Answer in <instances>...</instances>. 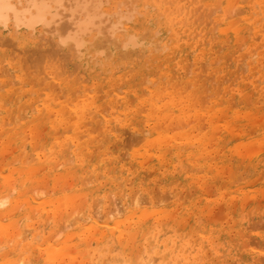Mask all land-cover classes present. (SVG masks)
Returning a JSON list of instances; mask_svg holds the SVG:
<instances>
[{
    "label": "rangeland",
    "instance_id": "obj_1",
    "mask_svg": "<svg viewBox=\"0 0 264 264\" xmlns=\"http://www.w3.org/2000/svg\"><path fill=\"white\" fill-rule=\"evenodd\" d=\"M100 1V12L104 15L102 24L98 29H94L84 37L81 47L71 46L72 49H70L68 45L66 47L64 43L61 44V35L57 31H60L58 29L63 22L61 24L58 22L57 25L53 23V27L50 25L48 26L49 28L37 26L34 31L22 27L19 29L14 28V20L7 23L6 29L0 26V99L2 100H0V216L2 215L0 218V227L2 229L0 233L3 239L0 238V262H3L4 258H6L4 256L7 255V258L16 259V262L22 260L26 264H42V261L46 260L48 246L54 245L59 248L67 247V250L70 248L71 253L74 254L72 255L68 251L69 255H65V259L63 258L61 262L56 261L55 264H104L103 260L119 254V248L117 242H115L117 240L98 238L99 234L96 232L95 227L113 225L119 220H124L130 208L135 210L137 199L149 201H147L148 203L146 201L143 202V207L145 208L153 207L159 210L171 209L176 211L177 215L176 213L172 214L174 213L173 211H169L172 223L178 220L177 217L180 214L183 215L189 212L191 215L194 213L192 216L188 215L190 220L187 216L186 221L191 222L193 227L196 226V230L195 228L194 230H198V233L195 231L185 232L181 229L182 237L185 238L184 241L189 240L190 237L193 238V236L195 239L198 238L205 223L209 224V226L217 224L216 226L221 228L223 235L216 241H212V245L206 248L208 251L206 255L210 256L208 257L210 260L208 264H238L236 263V258H234L235 254L230 250V245L236 243V230L241 228L236 217L241 209L247 211V215L250 214L249 223L246 225L249 228L250 225L251 227L253 226L249 230L253 233V238L259 243L257 248H255V252H264L262 250L264 249V245H262L264 244V43H262L264 42V0H199V2L198 0H185L183 1L185 6L188 7L190 5L188 8L192 11L191 17H196V19L190 18L192 23L189 30L179 32L177 30L181 26H175L168 19L167 14L163 13V11L159 12L158 9H160L163 2L159 4L155 3L156 0ZM191 2L194 5L190 4ZM202 6L204 7L203 9ZM206 9H208V12ZM65 13L67 14V12ZM63 18L64 23H69L74 28L72 23L74 20L66 18V16H63ZM245 18L249 20H244ZM166 19L167 21H165ZM213 19L216 20L214 21ZM115 22L117 23L116 29L113 30V27L109 28ZM217 22L219 25H217ZM250 23L252 27L248 25ZM255 25L256 28L254 27ZM71 26L68 29L69 33L73 31L70 28ZM237 28H240V30ZM238 30L242 32L238 34ZM170 31H173V33H170ZM63 33L66 32L61 34ZM250 33H253L256 38L253 34L250 36ZM240 34L242 37H239L241 36ZM172 38L173 40H171ZM45 39L48 41H45ZM7 43L10 44L7 45ZM52 47L59 52L54 55L52 49L51 53L50 48ZM38 48L43 54L38 51ZM24 50L26 51L24 52ZM34 51H38L39 53L37 54L48 58L44 61L43 56L40 59L39 55L35 56L37 54ZM23 52L24 54H21ZM58 54H60L59 58ZM31 59L34 60V65ZM36 59L38 61L39 59L43 60V62L40 63L39 61L38 65ZM24 64L27 65L25 66ZM57 65H59V69ZM163 66L166 67L164 68ZM181 84L183 85L181 86ZM131 86L132 89H135L134 91ZM63 94L64 96H62ZM59 99L61 100L59 101ZM80 102L82 103L80 104ZM64 104L66 105L65 107L63 106ZM233 104L235 105L233 106ZM68 105L70 106V111H68ZM173 106L176 109L172 108ZM7 107H9V110ZM51 107L53 110H50ZM61 108L63 110H60ZM84 111L85 113H83ZM87 111L88 113H86ZM157 112L164 116L162 121L159 120L163 116H158ZM16 117L17 120L15 119ZM2 119L4 120L2 121ZM20 119H23V122ZM43 119L44 122L42 121ZM80 119L82 120L80 121ZM75 124L77 125L75 126ZM26 128L31 129V132ZM64 129L67 133H65ZM201 129L202 131H200ZM83 130H85V133ZM57 131H60V133ZM42 132L46 133L43 134ZM61 132H64V134ZM169 134L172 136L171 138L168 136ZM81 137L84 141H81ZM157 137L164 139L160 143H163V145L156 144V148L154 147L156 142L153 143V148L150 143L146 145L149 141H156ZM165 139L170 141L167 140V143H165ZM257 143L258 145L260 144L258 146L259 149L255 146ZM39 145L44 147L41 149ZM174 145L176 146L173 147ZM190 145L194 147H190ZM150 146L151 148H149ZM189 151L193 155H190ZM176 154L179 156L177 157ZM197 154L201 155L200 158ZM133 155H136V157ZM148 157L151 158L149 159ZM32 158L36 159L32 160ZM117 158L118 160H116ZM26 160H28L27 164ZM19 161L24 165H21ZM30 161L32 163L29 164ZM57 163L58 167L55 169ZM67 164H69V167ZM70 165L74 167L72 168ZM44 166H48V169ZM19 167L22 168L19 169ZM38 167L40 169L43 167L44 169L40 170ZM36 168L39 169H37L39 171L38 175ZM74 168H77L76 171H74ZM114 170L116 173L113 172ZM121 171L127 173L120 174ZM12 172L14 175H12ZM235 172L238 176L234 174ZM8 173L11 175H8ZM1 174L8 176L3 178ZM3 180L5 183H3ZM105 181H108V183L112 181L116 188L109 190V184ZM6 182H10L11 185ZM3 184L7 185H4V187ZM87 184L88 186H86ZM22 185L23 187H21ZM121 185L124 187L122 186V188ZM3 188L7 190L5 189V191ZM8 191H13L14 193ZM109 195L114 196L110 197ZM84 196L87 200L84 199ZM91 196L92 198H90ZM139 196L141 197L140 199L138 198ZM56 197L59 201L56 200ZM78 197L81 198L78 199ZM144 197L149 199H144ZM14 198L16 199L15 201ZM27 198H32L33 200L32 208L34 211L32 215L28 213V206L25 202ZM71 198L76 199L77 203ZM115 198H117L119 203ZM92 199L94 202H92ZM97 199H102L101 202L99 201L101 204L98 203L100 209L97 207L98 204H96L98 202ZM131 201H135L133 205ZM127 202L128 205H126ZM11 204L13 205L11 206ZM14 205L15 207H13ZM18 205H22L23 208ZM12 207L17 210V213ZM18 208H20L19 211ZM40 208L42 209L40 210ZM193 208L194 211H192ZM200 209H202L201 213ZM13 211L16 214H12ZM115 212L120 213L116 214ZM202 212L203 216L207 218L206 220L204 217L202 219ZM5 213H7V216L4 215ZM173 215L176 216V219L175 216L173 219ZM109 216L111 217L109 218ZM230 217L231 223L228 224ZM110 219L112 220L110 221ZM219 220L223 224L221 222L217 223ZM75 222L76 226L74 225ZM197 223L201 224L199 225L200 227L197 226ZM14 224L16 226L19 224L17 226L19 229L16 230ZM173 224L167 221V225L164 226L168 237L174 235V230L178 229V224ZM182 224L186 225L180 223V225ZM86 225L87 227H85ZM8 226L14 227L8 228ZM28 226L30 230L26 229ZM89 226H91V231ZM31 230L32 233L28 232ZM79 230L87 231V233H83V236H80L78 235ZM15 231H20L19 235ZM226 232H230L231 238L234 237L231 241L226 238ZM194 233L197 236L193 235ZM7 234L8 236H6ZM25 236L29 237L26 238V242H24ZM95 238H98V240ZM69 239L72 241L68 242ZM99 243L105 244V248L101 249ZM142 246L138 248L139 251H142ZM197 252L198 248L195 247L193 257ZM167 255L169 256L166 264L169 263V258L171 259V255ZM199 255L202 256V253L200 252ZM217 259L218 262H216ZM29 260L31 263L26 262ZM203 260L204 258L196 262L193 261L192 264H206L207 261ZM116 264H121V261L119 260Z\"/></svg>",
    "mask_w": 264,
    "mask_h": 264
},
{
    "label": "bare ground",
    "instance_id": "obj_2",
    "mask_svg": "<svg viewBox=\"0 0 264 264\" xmlns=\"http://www.w3.org/2000/svg\"><path fill=\"white\" fill-rule=\"evenodd\" d=\"M122 1V0H121ZM183 1H185V0H156L155 1V3H159V4H161L162 2V4H161V6H160V9H158L159 10V12H162L163 11V13H165V14H167V16H168V19L171 21V23L172 24H174L175 26L176 25H179V26H181V28L180 27H178V28H180V29H178L177 30V32H179V31H186V30H189V28L191 27L190 26V24L192 23L191 22V19L190 18H193V17H191V15H192V11L188 8V7H190V5L188 6V7H186L185 6V4H184V2ZM192 1V0H191ZM204 1V0H203ZM208 1V0H207ZM207 1H205V2H207ZM229 1V0H228ZM231 1H233V0H231ZM230 1V2H231ZM251 1V0H250ZM198 2H199V0H198ZM213 3H215V2H213ZM212 3V4H213ZM222 3V2H221ZM226 3V2H225ZM232 4H233V2H231ZM158 4V5H159ZM190 4H192V2L190 3ZM198 4V3H197ZM196 4V5H197ZM58 5H62V7H58ZM77 5H80L79 7H77ZM86 5V6H85ZM100 5H101V1L100 0H0V26H3L5 29H6V25H7V23L8 22H10L11 20L14 22V28H17V29H19V28H27V29H29V30H33L34 31V29L35 28H37V26H39V27H41L42 26V28H49L48 26H52V25H54L53 23H56V25H57V23L59 22V24H61V22H63L61 25H60V27H59V29L58 30H60V31H57L58 33H59V35H61L60 36V40H64L65 41V46L67 47V45H68V48H70V49H72L71 48V46H73V47H81L82 46V44H83V40H84V37L89 33V32H91V31H93L94 29H98L99 27H100V25L102 24V19H103V16L104 15H102V13L100 12ZM136 5V4H135ZM192 5H194V4H192ZM200 5V4H199ZM215 5V4H214ZM216 5H218V4H216ZM220 5V4H219ZM226 5V4H225ZM236 5H237V3H236ZM263 5V4H262ZM134 6V5H133ZM156 6V5H155ZM244 6V5H243ZM217 7V6H216ZM222 7H224V6H222ZM204 7L202 6V9H203ZM213 8V7H212ZM242 8V7H241ZM157 9V8H156ZM201 9V8H200ZM218 9V8H217ZM244 9H246V8H244ZM138 10V9H137ZM161 10V11H160ZM208 9H206V11H207ZM210 10V9H209ZM213 10V9H212ZM235 10V9H234ZM238 10V9H237ZM111 11V10H110ZM222 11V10H221ZM246 11V10H245ZM65 12H67V14H68V16H67V14L65 13ZM108 12V11H107ZM195 12H196V9H195ZM208 12V11H207ZM249 13H250V11H248ZM65 13V14H64ZM239 13V12H238ZM103 14H107V13H103ZM213 14V13H212ZM243 14V13H242ZM244 14H245V12H244ZM251 14V13H250ZM200 15V14H199ZM198 15V16H199ZM203 15V14H202ZM211 15V14H210ZM224 15V14H223ZM249 15V14H248ZM63 16L65 17L66 16V18L68 17V18H71L72 20H74V22H72L73 23V25H74V28H72V26L69 24V23H64V18H63ZM162 16V15H161ZM166 16V15H165ZM197 16V15H196ZM201 16V15H200ZM208 16H209V14H208ZM228 16V15H227ZM233 15H232V13H231V17H232ZM238 16V15H237ZM236 16V17H237ZM242 16V15H241ZM247 16V15H246ZM250 16V15H249ZM125 17V16H124ZM205 17H206V15H205ZM225 17V16H224ZM163 18V17H162ZM198 18V17H197ZM203 18V17H202ZM227 18V17H226ZM235 18V17H234ZM233 18V19H234ZM244 18V17H243ZM193 19H196V17L195 18H193ZM225 19V18H224ZM242 19V18H241ZM204 20V19H203ZM210 20V19H209ZM214 20V19H213ZM216 20V19H215ZM214 20V21H215ZM219 20V19H218ZM244 20H249V19H244ZM67 21V20H66ZM119 21V20H118ZM165 21H167V19L165 20ZM193 21V20H192ZM197 21V20H196ZM200 21V20H199ZM202 21V20H201ZM224 21V20H223ZM240 21V20H239ZM238 21V22H239ZM108 22V21H107ZM206 22V21H205ZM210 22V21H209ZM219 23H220V21H218ZM218 22H217V25H219L218 24ZM246 22V21H245ZM250 22V21H249ZM168 23V22H167ZM166 23V24H167ZM203 23V22H202ZM207 23V22H206ZM212 23V22H211ZM224 23V22H223ZM227 23V22H226ZM226 23H225V25H226ZM229 23H230V21H229ZM242 23V22H241ZM244 23V22H243ZM258 23V22H257ZM169 24V23H168ZM201 24V23H200ZM207 24H209V23H207ZM254 24H256V23H254ZM259 24V23H258ZM173 25V26H174ZM203 25V24H202ZM224 25V26H225ZM245 25V24H244ZM248 25H250L251 26V23L250 24H248ZM257 25V24H256ZM256 25L254 26L255 28H256ZM69 26H71L70 28H72L73 29V31H72V33H71V37H69V32L70 31H68V29H69ZM117 26V23L115 22V24L114 25H111V27H109V28H112L113 30L114 29H116L115 27ZM168 26V25H167ZM170 26V25H169ZM207 26V25H206ZM239 26H240V24H239ZM53 27V26H52ZM245 27V26H244ZM252 27V26H251ZM251 27H249V28H251ZM259 27V26H258ZM55 28V27H54ZM102 28V27H101ZM176 28V27H175ZM204 28V27H203ZM209 28V27H208ZM243 28V27H242ZM168 29H170V28H168ZM172 29V28H171ZM225 29V28H224ZM237 29H239L240 30V28H237ZM46 30V29H45ZM52 30V29H51ZM195 30H196V28H195ZM222 30H223V28H222ZM221 30V31H222ZM238 30V31H239ZM242 30V29H241ZM253 30V29H252ZM256 30H258V29H256ZM54 31V30H53ZM198 31V30H197ZM208 31V30H207ZM223 31H225V30H223ZM246 31V30H245ZM244 31V32H245ZM264 31V30H263ZM262 31V32H263ZM47 32V31H46ZM51 32V31H50ZM62 32H66V33H63L64 34V36H63V34H61ZM98 32V31H97ZM109 32V31H108ZM122 32V31H121ZM174 32H176L175 30H174ZM202 32V31H201ZM237 32V31H236ZM240 32H242V31H239V32H237L238 34L240 33ZM243 32V33H244ZM45 33V32H44ZM53 33V32H52ZM115 33V32H114ZM170 33H173V31H170ZM197 33V32H196ZM200 33V32H199ZM208 33V32H207ZM54 34H56V33H54ZM97 34V33H96ZM107 34V33H106ZM106 34H105V36H106ZM189 34V33H188ZM245 34V33H244ZM253 34V33H252ZM251 33H250V36L252 35ZM254 34H255V32H254ZM254 34H253V36H254ZM263 34V33H262ZM44 35H46V34H44ZM98 35V34H97ZM113 35V34H112ZM124 35H125V33H124ZM157 35V34H156ZM190 35V34H189ZM229 35V34H228ZM233 35V34H232ZM241 35V34H240ZM91 36V35H90ZM100 36H103V35H100ZM108 36V35H107ZM171 36H173V35H171ZM198 36V35H197ZM208 36V35H207ZM257 36H258V33H257ZM260 36V35H259ZM43 37V36H42ZM88 37H89V35H88ZM109 37V36H108ZM132 37V36H131ZM175 37V36H174ZM192 37V36H191ZM222 37V36H221ZM239 37H242V35L241 36H239ZM255 37V36H254ZM62 38V39H61ZM112 38V37H111ZM114 38V37H113ZM139 38V37H138ZM256 38V37H255ZM259 38H261V37H259ZM43 39V38H42ZM98 39V38H97ZM109 39V38H108ZM245 39V38H244ZM95 40V39H94ZM133 40H135V39H133ZM171 40H173V38L171 39ZM228 40H229V38H228ZM230 40H231V38H230ZM253 40H255V39H253ZM253 40H251L253 43H254V41ZM261 40V39H260ZM45 41H48V40H46L45 39ZM83 41V42H82ZM187 41V40H186ZM23 42V41H22ZM61 42V41H60ZM101 42V41H100ZM112 42V41H111ZM110 42V43H111ZM234 43H235V41H233ZM238 42V41H237ZM251 42V43H252ZM87 43V42H86ZM130 43V42H129ZM134 43H136V42H134ZM133 43V44H134ZM209 43V42H208ZM250 43V42H249ZM253 43H252V45H253ZM258 43V42H257ZM262 43H264V42H262ZM4 44V43H3ZM8 44H10V43H7V45ZM51 44V43H50ZM61 44H63V43H61ZM106 44V43H105ZM113 44V43H112ZM115 44V43H114ZM157 44H158V42H157ZM237 44V43H236ZM13 45V44H12ZM24 45V44H23ZM51 45H53V44H51ZM50 45V46H51ZM132 45V44H131ZM135 45V44H134ZM137 45V44H136ZM195 45V44H194ZM200 45V44H199ZM4 46V45H3ZM60 46V45H59ZM58 46V47H59ZM98 46V45H97ZM105 46H107V45H105ZM115 46V45H114ZM124 46V45H123ZM133 46V45H132ZM173 46V45H172ZM257 46V45H256ZM55 47V46H54ZM93 47V46H92ZM96 47V46H95ZM119 47V46H118ZM135 47V46H134ZM203 47V46H202ZM224 47H226V46H224ZM245 47V46H244ZM260 47V46H259ZM1 48H3V47H1ZM12 48H13V46H12ZM41 48V47H40ZM40 48H38L39 50V52H40ZM172 48V47H171ZM243 48V47H242ZM52 49H53V47L52 48H50V51H51V53H52ZM55 49V48H54ZM53 49V51H54V55L57 53V52H59L57 49H56V51ZM80 49V48H79ZM78 49V50H79ZM86 49V48H85ZM98 49H100V48H98ZM104 49V48H103ZM102 49V50H103ZM173 49H174V47H173ZM77 50V51H78ZM107 50V49H106ZM154 50V49H153ZM180 50V49H179ZM240 50H241V48H240ZM26 50H24V52H25ZM38 51H34V53H39ZM47 51V50H46ZM48 51H49V49H48ZM47 51V52H48ZM49 51V52H50ZM68 51V50H67ZM86 51V50H85ZM104 51V50H103ZM115 51V50H114ZM165 51H167V50H165ZM186 51H187V49H186ZM193 51H194V49H193ZM254 51V50H253ZM21 52H22V50H21ZM24 52L23 53H21V54H24ZM30 52V51H29ZM46 52V53H47ZM195 52V51H194ZM41 54H43L42 52H40ZM84 53V52H83ZM110 53V52H109ZM183 53V52H182ZM196 53H198L197 51H196ZM26 54V53H25ZM41 54H37V55H35V56H38L39 55V58L41 59L42 58V56L43 55H41ZM68 54V53H67ZM100 54V53H99ZM130 54V53H129ZM191 54V53H190ZM28 55V54H27ZM46 55V54H45ZM59 55L60 54H58V58H59ZM65 55V54H64ZM24 56V55H23ZM34 56V57H35ZM68 56V55H67ZM109 56V55H108ZM176 56V55H175ZM177 56H178V54H177ZM184 56V55H183ZM190 56V55H189ZM70 57V56H69ZM79 57V56H78ZM110 57V56H109ZM145 57V56H144ZM193 57V56H192ZM199 57V56H198ZM28 58V57H27ZM43 58H44V56H43ZM46 58H48V57H46ZM46 58H44L43 60L45 61L46 60ZM125 58V57H124ZM129 58H130V56H129ZM39 59V61H40V63L41 62H43V60L41 61ZM66 59H67V57H66ZM69 59V58H68ZM109 59V58H108ZM107 59V60H108ZM145 59V58H144ZM32 60V59H31ZM37 60V63L39 62L38 61V59H36ZM62 60V59H61ZM158 60V59H157ZM33 62V65H34V60H32ZM49 61V60H48ZM47 61V63L48 64H50V62H48ZM63 61V60H62ZM106 61V60H105ZM154 61V60H153ZM30 62V61H29ZM29 62H27V64H29ZM52 62V61H51ZM220 62V61H219ZM22 63V62H21ZM182 63H184V62H182ZM217 63V62H216ZM27 64H24L25 66L27 65ZM31 64V63H30ZM36 64V63H35ZM158 64V63H157ZM180 64V63H179ZM38 65H39V63H38ZM44 65V64H43ZM42 65V66H43ZM64 65V64H63ZM13 66V65H12ZM52 66V65H51ZM59 65H57V68L59 69V67H58ZM74 66V65H73ZM106 66V65H105ZM191 66H192V64H191ZM75 67V66H74ZM164 67V66H163ZM166 67V66H165ZM164 67V68H165ZM181 67V66H180ZM25 68V67H24ZM33 68V67H32ZM35 68H37V67H35ZM39 68V67H38ZM41 68V67H40ZM47 68H49V67H47ZM54 68V67H53ZM56 68V67H55ZM43 69V68H42ZM65 69V68H64ZM208 69V68H207ZM44 70V69H43ZM75 70H76V68H75ZM191 70V69H190ZM200 70V69H199ZM203 70V69H202ZM65 71V70H64ZM166 71V70H165ZM44 72V71H43ZM179 72V71H178ZM61 73V72H60ZM194 73V72H193ZM203 73V72H202ZM206 73V72H205ZM243 73V72H242ZM41 75V74H40ZM44 75V74H43ZM42 75V76H43ZM169 75H170V73H169ZM215 75V74H214ZM47 76V75H46ZM128 76V75H127ZM171 76V75H170ZM174 76V75H173ZM183 76V75H182ZM13 77V76H12ZM37 77V76H36ZM38 77H39V75H38ZM83 77H85V76H83ZM30 78H31V76H30ZM71 78V77H70ZM184 78V77H183ZM201 78V77H200ZM214 78V77H213ZM207 79V78H206ZM109 80V79H108ZM183 80V79H182ZM199 80V79H198ZM147 81V80H146ZM155 81V80H154ZM173 81V80H172ZM179 81V80H178ZM209 81V80H208ZM58 82V81H57ZM135 82V81H134ZM149 82V81H148ZM162 82H163V80H162ZM171 82V81H170ZM175 82H176V80H175ZM180 82V81H179ZM182 82V81H181ZM210 82V81H209ZM173 83V82H172ZM176 83H178V82H176ZM213 83H214V81H213ZM257 83V82H256ZM146 84V83H145ZM156 84V83H155ZM171 84V83H170ZM180 84V83H179ZM184 84V83H183ZM183 84H181V86L183 85ZM217 84V83H216ZM44 85V84H43ZM67 85V84H66ZM66 85H65V88H66ZM167 85V84H166ZM186 85V84H185ZM199 85H200V83H199ZM135 86H137V85H135ZM161 86V85H160ZM165 86V85H164ZM169 86V85H168ZM167 86V87H168ZM187 86V85H186ZM221 86V85H220ZM15 87V86H14ZM178 87V86H177ZM193 87V86H192ZM134 88V87H133ZM136 88V87H135ZM184 88H186V87H184ZM191 88V87H190ZM190 88H188V89H190ZM70 89V88H69ZM131 89H132V86H131ZM167 89V88H166ZM169 89V88H168ZM0 90H1V87H0ZM73 90V89H72ZM133 91L135 90V89H132ZM138 90H140V89H138ZM61 91V90H60ZM67 91V90H66ZM114 91V90H113ZM174 91H175V89H174ZM185 91H186V89H185ZM198 91V90H197ZM11 92V91H10ZM68 92V91H67ZM91 92V91H90ZM138 92V91H137ZM196 92V91H195ZM208 92V91H207ZM73 93V92H72ZM136 93V92H135ZM53 94V93H52ZM79 94V93H78ZM179 94V93H178ZM182 94H183V92H182ZM181 94V95H182ZM185 94V93H184ZM192 94H193V92H192ZM13 95V94H12ZM47 95V94H46ZM68 95V94H67ZM71 95V94H70ZM161 95H162V93H161ZM181 95H179V96H181ZM201 95V94H200ZM32 96V95H31ZM62 96H64V94L62 95ZM77 96V95H76ZM136 97H138L139 96V94H138V96L137 95H135ZM195 96V95H194ZM206 96V95H205ZM7 97V96H6ZM196 98H197V96H195ZM70 98H71V96H70ZM69 98V99H70ZM157 98V97H156ZM193 98V97H192ZM207 98H209V96H207ZM4 99H5V97H4ZM12 99H14V98H12ZM68 99V98H67ZM89 99V98H88ZM162 99V98H161ZM163 99H165V98H163ZM168 99V98H167ZM204 99V98H203ZM1 100V99H0ZM7 100V99H6ZM61 99H59V101H60ZM113 100V99H112ZM180 100V99H179ZM195 100V99H194ZM2 101V100H1ZM9 101V100H8ZM14 101V100H13ZM20 101V100H19ZM70 101V100H69ZM150 101V100H149ZM148 101V102H149ZM165 101V100H164ZM204 101V100H203ZM87 102V101H86ZM155 102V101H154ZM9 103V102H8ZM18 103V102H17ZM46 103V102H45ZM82 102H80V104H81ZM156 103V102H155ZM262 103V102H261ZM10 104V103H9ZM12 104V103H11ZM47 104V103H46ZM128 104V103H127ZM8 105V104H7ZM70 105V104H69ZM67 106L68 107V111H70V106ZM84 105V104H83ZM130 105V104H129ZM154 105V104H153ZM235 104H233V106H234ZM17 106V105H16ZM47 106V105H46ZM64 107L66 106L65 104L63 105ZM160 106V105H159ZM1 107V106H0ZM4 107V106H3ZM50 107V106H49ZM57 107V106H56ZM60 107H62V106H60ZM126 107H127V105H126ZM8 108V110H9V107H7ZM48 108V107H47ZM84 108V107H83ZM161 108V107H160ZM166 108V107H165ZM172 108H174V106L172 107ZM171 108V109H172ZM234 108V107H233ZM5 109V108H4ZM33 109V108H32ZM49 109V108H48ZM52 109V107L50 108V110ZM73 109V108H72ZM80 109H81V107H80ZM94 109V108H93ZM155 109V108H154ZM174 109H176V108H174ZM38 110V109H37ZM50 110H47V111H50ZM53 110V109H52ZM60 110H63V108H61ZM67 110V109H66ZM86 110V109H85ZM87 110H88V108H87ZM91 110V109H90ZM89 110V111H90ZM137 110V109H136ZM135 110V111H136ZM39 111V110H38ZM79 111V110H78ZM127 111V110H126ZM125 111V112H126ZM146 111H148V110H146ZM171 111V110H170ZM224 111V110H223ZM9 112V111H8ZM33 112V111H32ZM53 112V111H52ZM137 112V111H136ZM36 113H38V112H36ZM49 113V112H48ZM68 113V112H67ZM73 113V112H72ZM82 113V112H81ZM83 113H85V111L83 112ZM86 113H88V111L86 112ZM126 113H128V112H126ZM125 113V114H126ZM158 114H159V112H157ZM198 113V112H197ZM3 114V113H2ZM21 114V113H20ZM53 114V113H52ZM56 114V113H55ZM129 114V113H128ZM133 114H134V112H133ZM173 114V113H172ZM200 114V113H199ZM223 114V113H222ZM221 114V115H222ZM1 115V114H0ZM16 115V114H15ZM23 115V114H22ZM37 115V114H36ZM85 115V114H84ZM112 115V114H111ZM123 115V114H122ZM146 115V114H145ZM162 114H159L158 116H161ZM207 115V114H206ZM226 115V114H225ZM3 116V115H2ZM33 116V115H32ZM59 116V115H58ZM61 116V115H60ZM66 116V115H65ZM71 116H72V114H71ZM88 116H91V115H88ZM92 116H94L93 114H92ZM126 116V115H125ZM125 116H124V119H125ZM129 116H130V114H129ZM163 116V115H162ZM167 116V115H166ZM194 116H195V114H194ZM214 116V115H213ZM1 117V116H0ZM3 117H5V116H3ZM24 117V116H23ZM51 117V116H50ZM52 117H54V116H52ZM67 117V116H66ZM86 117V116H85ZM168 117V116H167ZM225 117V116H224ZM21 118V117H20ZM65 118V117H64ZM83 118H84V116H83ZM132 118H133V116H132ZM159 118V117H158ZM163 118H164V116L162 117V119L161 120H159V121H162L163 120ZM170 118H171V116H170ZM191 118V117H190ZM214 118V117H213ZM7 119V118H6ZM16 120H17V117L15 118ZM67 119V118H66ZM75 119V118H74ZM85 119V118H84ZM88 119V118H87ZM122 119V118H121ZM4 119H2V121H3ZM21 120V119H20ZM23 120V119H22ZM21 120V121H22ZM69 120H72V119H69ZM68 120V121H69ZM82 119H80V121H81ZM86 120V119H85ZM146 120V119H145ZM43 122H44V119L42 120ZM41 121V122H42ZM129 121V120H128ZM140 121V120H139ZM138 121V122H139ZM165 121H167V120H165ZM164 121V122H165ZM168 121H169V119H168ZM168 121H167V123H168ZM230 121V120H229ZM14 122V121H13ZM23 122V121H22ZM71 122V121H70ZM77 122H79V121H77ZM86 122H87V120H86ZM130 122V121H129ZM231 122V121H230ZM229 122V123H230ZM3 123V122H2ZM15 123H16V121H15ZM46 123H48V122H46ZM141 123V122H140ZM139 123V124H140ZM144 123V122H143ZM210 123V122H209ZM69 124V123H68ZM78 124V123H77ZM77 124H75V126L77 125ZM83 124V123H82ZM142 124V123H141ZM159 124V123H158ZM228 124V123H227ZM264 124V123H263ZM3 125H4V123H3ZM11 125V124H10ZM18 125V124H17ZM50 125V124H49ZM52 126H53V124H51ZM85 125V124H84ZM96 125V124H95ZM95 125H94V127H95ZM223 125V124H222ZM38 126V125H37ZM157 126V125H156ZM190 126V125H189ZM225 126V125H224ZM6 127V126H5ZM36 127V126H35ZM54 127V126H53ZM52 127V128H53ZM83 127V126H82ZM81 127V128H82ZM90 127V126H89ZM93 127V126H92ZM128 127V126H127ZM130 127V126H129ZM136 127H139V126H136ZM158 127V126H157ZM156 127V128H157ZM217 127V126H216ZM3 128V127H2ZM43 128V127H42ZM55 128V127H54ZM73 128H74V126H73ZM72 128V129H73ZM76 128V127H75ZM9 129V128H8ZM26 129H28L30 132H31V129H29V128H26ZM46 129V128H45ZM71 129V130H72ZM90 129L92 130V128L90 127ZM154 129V128H153ZM217 129V128H216ZM3 130H5V129H3ZM7 130V129H6ZM47 130V129H46ZM65 130V129H64ZM82 130V129H81ZM39 131V130H38ZM69 131V130H68ZM84 131V133H85V130H83ZM200 131H202V129L200 130ZM5 132V131H4ZM15 132V131H14ZM28 132V131H27ZM40 132V131H39ZM57 132H59L60 133V131H57ZM93 132H94V128H93ZM92 132V133H93ZM153 132V131H152ZM25 133V132H24ZM43 133V132H42ZM46 132H44L43 134H45ZM62 133V132H61ZM65 133H67L66 132V130H65ZM145 133V132H144ZM143 133V134H144ZM5 134V133H4ZM33 134V133H32ZM40 134V133H39ZM62 134H64V132L62 133ZM95 134V133H94ZM5 135H7V134H5ZM61 135V134H60ZM69 135V134H68ZM67 135V136H68ZM82 135V134H81ZM135 135V134H134ZM161 135V134H160ZM4 136V135H3ZM42 136V135H41ZM70 136V135H69ZM75 136V135H74ZM83 136V135H82ZM90 136V135H89ZM93 136V135H92ZM91 136V137H92ZM170 138L172 137V136H170V134L168 135ZM53 137V136H52ZM64 137V136H63ZM87 137V136H86ZM132 137H134V136H132ZM213 137V136H212ZM27 138V137H26ZM40 138V137H39ZM42 138V137H41ZM61 138H62V135H61ZM93 138V137H92ZM102 138V137H101ZM137 138V137H136ZM140 138V137H139ZM146 138V137H145ZM157 138H159V137H157ZM157 138L155 139L156 141H149V142H147V144L146 145H149V143H150V145H152V148H153V143L154 142H156L155 144H154V147L156 148V144H160L164 139H162V138H159L158 140H157ZM4 139H5V137H4ZM9 139H11V138H9ZM28 139V138H27ZM26 139V140H27ZM34 139H35V137H34ZM45 139V138H44ZM106 139V138H105ZM127 139V138H126ZM130 139V138H129ZM42 140V139H41ZM79 140H80V138H79ZM83 139H82V137H81V141H82ZM166 140V142L165 143H167V140H169V139H165ZM172 140V139H171ZM174 140V139H173ZM182 140V139H181ZM6 141V140H5ZM18 141H20V140H18ZM36 141V140H35ZM58 141V140H57ZM84 141V140H83ZM91 141V140H90ZM170 141V140H169ZM168 141V142H169ZM187 141H188V139H187ZM201 141V140H200ZM15 142V141H14ZM176 142V141H175ZM250 142V141H249ZM134 143V142H133ZM137 143V142H136ZM152 143V144H151ZM177 143H179V142H177ZM184 143V142H183ZM200 143V142H199ZM253 143V142H252ZM8 144H9V142H8ZM7 144V145H8ZM35 144H37V143H35ZM59 144H60V142H59ZM86 144H88V143H86ZM90 144H91V142H90ZM169 144H170V142H169ZM176 144V143H175ZM180 144V143H179ZM198 144V143H197ZM218 144V143H217ZM12 145H13V143H12ZM52 145V144H51ZM95 145H97V144H95ZM130 145V144H129ZM160 145H163V143L162 144H160ZM166 145V144H165ZM164 145V146H165ZM205 145H206V143H205ZM216 145V144H215ZM260 145V144H259ZM258 145V143H257V145H255L256 147H258L259 146ZM48 146V145H47ZM46 146V147H47ZM76 146V145H75ZM78 146V145H77ZM81 146V145H80ZM102 146V145H101ZM127 146V145H126ZM176 145H174L173 147H175ZM241 146V145H240ZM35 147V146H34ZM39 147H41V145H39ZM44 146H42L41 147V149L43 148ZM73 147V146H72ZM159 147H161V146H159ZM163 147V146H162ZM166 147V146H165ZM190 147H194L193 145L191 146L190 145ZM253 147V146H252ZM251 147V148H252ZM256 147H254L255 149H256ZM26 148H27V145H26ZM89 148V147H88ZM149 148H151V146L149 147ZM253 148V149H254ZM261 148V147H260ZM16 149V148H15ZM62 149V148H61ZM68 149H70L69 147H68ZM158 149V148H157ZM157 149H155L156 151H157ZM214 149V148H213ZM237 149V148H236ZM248 149H250V148H248ZM247 149V150H248ZM258 149H259V147H258ZM12 150V149H11ZM14 150V149H13ZM46 150H47V148H46ZM81 150V149H80ZM95 150V149H94ZM138 150V149H137ZM181 150V149H180ZM247 150H246V152H247ZM251 150V149H250ZM60 151V150H59ZM92 151H93V149H92ZM98 151V150H97ZM160 151V150H159ZM158 151V152H159ZM255 151V150H254ZM264 151V150H263ZM23 152H25V151H23ZM32 152H34V151H32ZM66 152V151H65ZM68 152V151H67ZM75 152H77V151H75ZM240 152V151H239ZM48 153V152H47ZM69 153V152H68ZM157 153V152H156ZM177 153V152H176ZM189 153H190V151H189ZM213 153V152H212ZM240 153H242V152H240ZM254 153V152H253ZM257 153H259V152H257ZM3 154V153H2ZM23 154V153H22ZM30 154H32V153H30ZM40 154V153H39ZM54 154H55V152H54ZM250 154V153H249ZM8 155V154H7ZM56 155V154H55ZM73 155V154H72ZM96 155V154H95ZM142 155V154H141ZM151 155H153L152 153H151ZM188 156H189V154H187ZM190 155H193V154H191L190 153ZM198 155V154H197ZM243 155V154H242ZM52 156V155H51ZM59 156V155H58ZM57 156V157H58ZM62 156V155H61ZM65 156H67L66 154H65ZM133 156H135L136 157V155H133ZM157 156V155H156ZM176 156L178 157L179 155H177L176 154ZM201 156V155H200ZM200 156L198 155V157L200 158ZM22 157V156H21ZM41 157V156H40ZM64 157V156H63ZM71 157V156H70ZM78 157H80V156H78ZM93 157H94V155H93ZM97 157V156H96ZM146 157V156H145ZM160 157V156H159ZM191 157V156H190ZM1 158V157H0ZM69 158V157H68ZM81 158H82V156H81ZM115 158H116V156H115ZM139 158V157H138ZM141 158V157H140ZM149 159L151 158V157H148ZM147 158V159H148ZM192 158V157H191ZM27 159V158H26ZM35 160L36 158H32V160ZM75 159V158H74ZM181 159H184V158H181ZM180 159V160H181ZM55 160V159H54ZM68 160H70V159H68ZM68 160H67V162H68ZM114 160V159H113ZM116 160H118V158L116 159ZM176 160V159H175ZM27 161L28 160H26V164H27ZM40 161H42V160H40ZM50 161H51V159H50ZM146 161V160H145ZM194 161V160H193ZM204 161V160H203ZM252 161V160H251ZM22 162V161H21ZM34 162V161H33ZM71 162V161H70ZM69 162V163H70ZM72 162H74V161H72ZM123 162V161H122ZM173 162V161H172ZM19 163H20V161H19ZM30 163H32L31 161L29 162V164ZM59 163V162H58ZM58 163H57V166H55V169L58 167ZM62 163H63V161H62ZM78 163V162H77ZM124 163V162H123ZM199 163V162H198ZM204 163V162H203ZM15 164V163H14ZM21 165H24V164H22V163H20ZM64 164H66V163H64ZM125 164V163H124ZM176 164V163H175ZM217 164V163H216ZM59 165H60V163H59ZM69 164H67V166H68ZM73 165H75V164H73ZM196 165V164H195ZM12 166H15V165H12ZM51 166V165H50ZM91 166V165H90ZM200 166V165H199ZM216 166V165H215ZM220 166V165H219ZM9 167V166H8ZM11 167V166H10ZM25 167V166H24ZM45 167V166H44ZM48 166H46L45 168H47ZM63 167V166H62ZM69 167V166H68ZM70 167H74V166H71L70 165ZM77 167V166H76ZM92 167V166H91ZM172 167V166H171ZM196 167V166H195ZM22 167H19V169H21ZM26 168V167H25ZM39 169H40V167H38ZM38 168H36V171H37V175L39 174L38 172ZM80 168V167H79ZM78 168V169H79ZM90 168V167H89ZM168 168V167H167ZM201 168V167H200ZM38 169V170H37ZM41 169H44L43 167L41 168ZM40 169V170H41ZM48 169V168H47ZM52 169V168H51ZM75 170L74 171H76V169L77 168H74ZM92 169H93V167H92ZM103 169V168H102ZM210 169V168H209ZM13 170V169H12ZM23 170V169H22ZM30 170V169H29ZM29 170H27V171H29ZM31 170H35V169H31ZM46 170V169H45ZM53 170H54V168H53ZM66 170V169H65ZM94 170V169H93ZM228 170V169H227ZM2 171V170H1ZM26 171V172H27ZM35 171V172H36ZM43 171V170H42ZM50 171H52V170H50ZM25 172V171H24ZM82 172V171H81ZM99 172V171H98ZM113 172H115L116 173V171L114 170ZM157 172V171H156ZM17 173V172H16ZM41 173H43V172H41ZM54 173V172H53ZM71 173V172H70ZM77 173V172H76ZM75 173V174H76ZM84 173V172H83ZM91 173V172H90ZM127 172H122L121 171V173L120 174H126ZM227 173V172H226ZM239 173V172H238ZM4 174V173H3ZM20 174V173H19ZM22 174V173H21ZM27 174V173H26ZM32 174H33V172H32ZM31 174V175H32ZM88 174V173H87ZM92 174V173H91ZM161 174V173H160ZM234 174H236V176H238L237 175V173L235 172ZM233 174V175H234ZM244 174V173H243ZM2 175V174H1ZM8 175H11V174H9L8 173ZM8 175H4V176H8ZM12 175H14L13 174V172H12ZM28 175V174H27ZM43 175V174H42ZM72 175V174H71ZM89 175V174H88ZM99 175H102V174H99ZM105 175V174H104ZM3 176V175H2ZM3 176V178H5ZM20 176H22V175H20ZM36 176V175H35ZM83 176V175H82ZM90 176V175H89ZM88 176V177H89ZM17 177V176H16ZM19 177V176H18ZM61 177H63V176H61ZM67 177V176H66ZM109 177H110V175H109ZM241 177V176H240ZM6 178H8V177H6ZM11 178V177H10ZM10 178H9V180H10ZM31 178H33V177H31ZM30 178V179H31ZM98 178H99V176H98ZM198 178V177H197ZM40 179V178H39ZM39 179H37V180H39ZM84 179V178H83ZM89 179V178H88ZM104 179V178H103ZM123 179V178H122ZM125 179V178H124ZM258 179V178H257ZM24 180V179H23ZM22 180V181H23ZM32 180H34V178L32 179ZM198 180H199V178H198ZM238 180V179H237ZM4 181V180H3ZM21 181V182H22ZM91 181V180H90ZM144 181V180H143ZM29 182V181H28ZM34 182V181H33ZM86 182V181H85ZM105 182H107L108 183V181H105ZM104 182V185L106 184ZM160 182V181H159ZM198 182V181H197ZM3 183H5V181L3 182ZM7 183V182H6ZM10 185H11V183L10 182H8ZM7 183V184H8ZM91 183V182H90ZM94 183H96V182H94ZM131 183V182H130ZM163 183V182H162ZM175 183H177V182H175ZM182 183V182H181ZM204 183V182H203ZM229 183V182H228ZM232 183H234L233 181H232ZM236 183H237V181H236ZM244 183H245V181H244ZM6 184V185H7ZM13 184V183H12ZM82 184V183H81ZM98 184V183H97ZM109 190H111V189H114V188H116L115 187V184L112 182V181H110L109 183ZM108 184H107V186H108ZM161 184V183H160ZM238 184V183H237ZM5 184H3V186H4ZM5 185V186H6ZM21 185V184H20ZM25 185V184H24ZM84 186H85V184H83ZM82 185V186H83ZM90 185V184H89ZM120 185V184H119ZM124 185V184H123ZM123 185H121V187L123 186ZM201 185H203V184H201ZM232 185V184H231ZM255 185V184H254ZM2 186V187H3ZM4 186V187H5ZM30 186H31V184H30ZM86 186H88V184L86 185ZM96 186V185H95ZM106 186V185H105ZM104 186V188L106 189V187ZM117 186V185H116ZM126 186H127V184H126ZM141 186H143V185H141ZM1 187V186H0ZM8 187V186H7ZM21 187H23V185L21 186ZM20 187V188H21ZM124 187V186H123ZM122 187V188H123ZM149 187V186H148ZM155 187V186H154ZM153 187V188H154ZM196 187V186H195ZM200 187V186H199ZM15 188V187H14ZM74 188V187H73ZM99 188H100V186H99ZM103 188V187H102ZM202 188V187H201ZM6 189V188H5ZM4 188H3V190H5ZM10 189H11V186H10ZM77 189V188H76ZM2 190V191H3ZM7 190V189H6ZM5 190V191H6ZM12 190V189H11ZM16 190V189H15ZM20 190V189H19ZM22 190V189H21ZM91 190V189H90ZM147 190V189H146ZM158 190V189H157ZM182 190V189H181ZM186 191V190H185ZM196 191V190H195ZM203 191V190H202ZM241 191V190H240ZM239 191V192H240ZM8 192H10V191H8ZM11 192H13V191H11ZM10 192V193H11ZM18 192H21V191H18ZM17 192V193H18ZM42 192V191H41ZM151 192V191H150ZM256 192V191H255ZM9 193V194H10ZM14 193V192H13ZM16 193V192H15ZM25 193H26V191H25ZM24 193V194H25ZM29 193V192H28ZM52 193V192H51ZM80 193H82V192H80ZM79 193V194H80ZM90 193V192H89ZM97 193V192H96ZM107 193V192H106ZM158 193V192H157ZM175 193V192H174ZM187 193V192H186ZM246 193H248V192H246ZM74 194V193H73ZM85 194V193H84ZM87 194V193H86ZM94 194V193H93ZM110 194V193H109ZM118 194V193H117ZM124 194V193H123ZM138 194V193H137ZM137 194H136V196H137ZM159 194V193H158ZM192 194V193H191ZM11 195V194H10ZM26 195V194H25ZM30 195V194H29ZM49 195V194H48ZM60 195V194H59ZM61 195H62V193H61ZM64 195V194H63ZM82 195V194H81ZM125 195V194H124ZM173 195V194H172ZM193 195V194H192ZM228 195V194H227ZM255 195V194H254ZM9 196V195H8ZM19 196V195H18ZM23 196V195H22ZM77 196V195H76ZM86 196V195H85ZM84 196V199L86 198V197H88V196H86L85 197ZM93 196V195H92ZM92 196L90 197V198H92ZM105 196V195H104ZM110 196V195H109ZM114 196V195H113ZM113 196H110V197H113ZM122 196V195H121ZM142 196V195H141ZM58 197V196H57ZM57 197H56V200L57 201H59L58 199H59V197H58V199H57ZM95 197V196H94ZM98 197V196H97ZM110 197H109V200H110ZM117 197V196H116ZM123 197V196H122ZM163 197V196H162ZM20 198H21V196H20ZM65 198V197H64ZM69 198V197H68ZM79 198H81V197H78V199ZM89 198V199H90ZM99 198V197H98ZM118 198V197H117ZM117 198H115L116 200H117ZM125 198V197H124ZM128 198V197H127ZM134 198V197H133ZM139 199L141 198L140 196L138 197ZM145 198H148V197H144V199ZM160 198V197H159ZM175 198V197H174ZM249 198V197H248ZM18 199V198H17ZM39 199V198H38ZM51 199V198H50ZM62 199H63V197H62ZM73 201H75L76 199H73V198H71ZM95 199V198H94ZM114 199V198H113ZM119 199V198H118ZM137 199V198H136ZM135 199V200H136ZM149 199V198H148ZM173 199V198H172ZM181 199H182V197H181ZM9 200H11V199H9ZM8 200V201H9ZM16 199L14 198V201H15ZM19 200V199H18ZM17 200V201H18ZM23 200V199H22ZM22 200H21V202H22ZM44 200V199H43ZM61 200V199H60ZM83 200V199H82ZM85 200H87V199H85ZM93 200V199H92ZM98 200V199H97ZM104 200V199H103ZM115 200V201H116ZM134 200V199H133ZM159 200V199H158ZM163 200V199H162ZM187 200V199H186ZM233 200V199H232ZM249 200V199H248ZM13 201V202H14ZM46 201V200H45ZM102 201V199H99L98 200V202L96 203V204H101L100 202ZM145 201H146V203H148L149 201L148 200H146L145 199ZM145 201H142V200H138L137 199V202H135L136 203V205H135V210H131V208H130V211L128 212V214H127V217L124 219V220H122V221H117V222H115L113 225H106V226H104V227H101V226H98V227H95V229L97 230L96 232L99 234L98 235V238L100 237V239L102 238V239H114V240H117V241H115V242H117V245H118V248H119V254L116 256V254L115 255H113V256H111L110 258H108V259H106V260H103L104 261V264H116V263H118V261L120 260L121 261V264H166L167 263V257L169 256V255H167V254H170L171 255V259L169 258V260H168V264H192L193 263V261L194 262H196V261H199V260H202L203 258H204V260L205 261H207L206 262V264H208L209 263V259H208V257H210V256H208V255H206L207 254V250H206V248L207 247H210V245H212L211 244V242L213 241H216L218 238H221L222 237V235H223V232H221V228L219 227V226H216V225H214V226H209V224H207V223H205V225H203V229H202V233H201V235L198 237V238H196L195 239V237L193 236V238L192 237H190L189 238V240H187V241H184L185 240V238L184 237H182V233H181V229L183 230V231H185V232H189V231H191V232H194L195 230H196V226H194L193 227V225L191 224V222H187L186 221V217L189 215V216H192L194 213H192L191 215H190V213L188 212V213H186V214H180V216L179 217H177L178 218V220H176L175 221V223L176 224H178V229L176 230H174V232H175V236L174 235H172V236H170V237H168V233H167V231L165 230V228H164V226H166L167 225V221H170L171 222V224H173L172 223V219H171V213H169V211H173V210H169V209H156V208H153V207H149V208H145V207H143V202H145ZM148 201V202H147ZM159 201H161V200H159ZM171 201V200H170ZM235 201V200H234ZM4 202V201H3ZM10 202H12V201H10ZM12 202V203H13ZM24 202V201H23ZM25 202L27 203V208H28V213H29V215H32L33 214V211H34V209L32 208V204H33V200H32V198L30 199V198H27L26 200H25ZM46 202H48V201H46ZM65 202V201H64ZM76 202V201H75ZM85 202V201H84ZM92 202H94V200L92 201ZM104 202V201H103ZM102 202V203H103ZM109 202V201H108ZM113 202H114V200H113ZM117 202H118V200H117ZM132 202V201H131ZM130 202V203H131ZM134 202H132L131 204L133 205V203ZM164 202H166L165 200H164ZM169 202V201H168ZM212 202V201H211ZM74 203V202H73ZM77 203V202H76ZM109 203H111V202H109ZM115 203V202H114ZM113 203V204H114ZM119 203V202H118ZM219 203H220V201H219ZM7 204V203H6ZM9 204V203H8ZM15 204V203H14ZM18 204H19V202H18ZM54 204V203H53ZM56 204V203H55ZM63 204V203H62ZM72 204V203H71ZM96 204H95V206H96ZM99 204H98V206L97 207H99ZM125 204V203H124ZM222 204V203H221ZM13 204H11V206H12ZM23 205H25V203H23ZM41 205H43L42 203H41ZM61 205V204H60ZM74 205H75V203H74ZM83 205V204H82ZM94 205V204H93ZM126 205H128V202L126 203ZM125 205V206H126ZM145 205V204H144ZM148 205V204H147ZM150 205V204H149ZM159 205V204H158ZM16 206H17V204H16ZM19 206V205H18ZM51 206V205H50ZM79 206H81V205H79ZM131 206V205H130ZM137 206V207H136ZM224 206V205H223ZM13 207H15V205L13 206ZM12 207V209H15V208H13ZM19 207H22V205L21 206H19ZM46 207V206H45ZM44 207V208H45ZM66 207H67V203H66ZM215 207H217V206H215ZM23 208V207H22ZM21 208V209H22ZM35 208V207H34ZM84 208V207H83ZM93 208V207H92ZM111 208V207H110ZM219 208H220V210H221V207H220V205H219ZM255 208V207H254ZM261 208V207H260ZM11 209V208H10ZM19 209L20 208H18V211H19ZM36 209V208H35ZM42 208H40V210H41ZM50 209V208H49ZM80 209V208H79ZM99 209H100V207H99ZM258 209V208H257ZM264 209V208H263ZM6 210H8V209H6ZM48 210V209H47ZM46 210V211H47ZM84 210H85V208H84ZM93 210H94V208H93ZM15 211H16V213H17V210L15 209ZM181 211V210H180ZM192 211H194V208H193V210ZM201 211H202V209H200V213H201ZM218 211H219V209H218ZM217 211V212H218ZM5 212H7V211H5ZM11 212V211H10ZM85 212V211H84ZM107 212H109V211H107ZM122 212V211H121ZM174 213H172V214H175L176 213V215H177V212L176 211H173ZM197 212H199V210H197ZM231 212H233V211H231ZM235 212V211H234ZM8 213V212H7ZM7 213H5L4 215H6ZM14 211H13V213L12 214H16ZM39 213V212H38ZM45 213V212H44ZM74 213H76V212H74ZM79 213V212H78ZM110 213V212H109ZM116 214H119L120 212H115ZM236 213V212H235ZM2 214V213H1ZM25 214H27V213H25ZM86 214H87V212H86ZM100 214V213H99ZM102 214V213H101ZM111 214V213H110ZM195 214H196V212H195ZM224 215H226L225 213H223ZM222 214V215H223ZM11 215V214H10ZM75 215V214H74ZM82 215V214H81ZM108 215V214H107ZM112 215H114V214H112ZM197 215V214H196ZM204 214H203V212H202V219H204L205 217L203 216ZM2 216V215H1ZM1 216H0V218H1ZM7 216V215H6ZM5 216V217H6ZM11 216H13V215H11ZM40 216H41V213H40ZM95 216V215H94ZM98 216V215H97ZM124 216V215H123ZM174 216L175 215H173L172 217H173V219H174ZM189 216L187 217V218H189ZM200 216H201V214H200ZM205 216H207V215H205ZM228 216V215H227ZM226 216V217H227ZM249 216H250V214H248L247 215V211H245V210H240V211H238V213H237V215H236V217H237V221L240 223V226H241V228H238L237 230H236V232H237V234H236V236H237V239H235L236 240V243H234V244H231L230 245V250L233 252V254H235V257L234 258H236V260H237V262L236 263H238V264H264V252H255L256 251V249L255 248H257V245L259 244L258 243V241H256V239L255 238H253V233H251V231L249 230L250 228H252L251 227V225H250V228H249V226L248 225H246V224H248L249 223ZM262 216V215H261ZM79 217V216H78ZM102 217H104V216H102ZM106 217V216H105ZM111 216H109V218H110ZM204 217V218H203ZM209 217V216H208ZM226 217H225V219H226ZM33 218V217H32ZM35 218V217H34ZM48 218V217H47ZM75 218V217H74ZM88 218V217H87ZM115 218V217H114ZM220 218H221V216H220ZM223 218V217H222ZM2 219H3V217H2ZM39 219V218H38ZM41 219V218H40ZM100 219V218H99ZM106 219V218H105ZM113 219V218H112ZM112 219H110V221L112 220ZM175 219H176V216H175ZM202 219H200V220H202ZM207 218H205V220H206ZM210 219V218H209ZM208 219V220H209ZM229 219V218H228ZM233 219V218H232ZM235 219V218H234ZM4 220V219H3ZM70 220V219H69ZM74 220V219H73ZM106 220H108V219H106ZM116 220V219H115ZM189 220H190V218H189ZM215 220V219H214ZM213 220V221H214ZM227 220V219H226ZM26 221V220H25ZM30 221V220H29ZM95 221V220H94ZM185 221H186V223H185ZM217 221V220H216ZM225 221V220H224ZM230 222L228 223V224H230L231 223V217H230V220H229ZM260 221V220H259ZM39 222V221H38ZM50 222V221H49ZM70 222V221H69ZM85 222V221H84ZM98 222V221H97ZM100 222V221H99ZM102 222V221H101ZM199 222H201V221H199ZM210 222V221H209ZM219 222H221V220H219L217 223H219ZM258 222V221H257ZM261 222V221H260ZM71 223V222H70ZM92 223V222H91ZM104 223V222H103ZM169 223V222H168ZM174 223V224H175ZM180 223H184V224H186V225H180ZM202 223V222H201ZM212 223V222H211ZM216 223V222H215ZM222 223V222H221ZM10 224H12V223H10ZM16 224V223H15ZM14 224V226H15V228H16V230L17 229H19V228H17V226L19 225H15ZM33 224V223H32ZM60 224V223H59ZM76 224V222L74 223V225ZM102 224V223H101ZM100 224V225H101ZM106 224V223H105ZM173 224V225H174ZM214 224V223H213ZM223 224V223H222ZM227 224V223H226ZM251 224V223H250ZM46 225V224H45ZM180 225V226H179ZM196 225V224H195ZM199 225H201L200 223L198 224L197 223V226H199ZM236 225V224H235ZM234 225V226H235ZM255 225H257V224H255ZM260 225V224H259ZM264 225V224H263ZM4 226V225H3ZM14 226H12V227H14ZM25 226H27V225H25ZM32 226V225H31ZM67 226V225H66ZM73 226V225H72ZM76 226V225H75ZM232 226V225H231ZM261 226V225H260ZM260 226H258V227H260ZM12 227H9L8 226V228H12ZM45 227V226H44ZM60 227V226H59ZM85 227H87V225L85 226ZM90 227L91 226H89V230L91 231V229H90ZM173 227H175V226H173ZM200 227V226H199ZM258 227H256L257 229H258ZM63 228V227H62ZM64 228H65V226H64ZM63 228V229H64ZM83 228V227H82ZM194 228H195V230H194ZM232 228V227H231ZM230 228V229H231ZM235 228V227H234ZM26 229H29V226H28V228H26ZM169 229V228H168ZM254 229V228H253ZM260 229V228H259ZM0 230H2L1 229V227H0ZM30 230V229H29ZM36 230V229H35ZM66 230H67V227H66ZM69 230V229H68ZM4 231V230H3ZM89 231V232H90ZM198 231V230H197ZM197 231H195V232H197ZM5 232V231H4ZM16 232V231H15ZM20 231H18V232H16L17 234L19 233ZM28 232H31L32 233V230L31 231H28ZM27 232V233H28ZM34 232V231H33ZM59 232V231H58ZM61 232H62V229H61ZM92 232H93V230H92ZM95 232V231H94ZM190 232V233H191ZM3 233V232H2ZM12 233V232H11ZM60 233V232H59ZM83 233H87V231L85 232V231H83V230H79L78 231V235H82ZM198 233V232H197ZM4 234V233H3ZM25 234H26V230H25ZM95 234V233H94ZM186 234V233H185ZM184 234V235H185ZM188 234V233H187ZM1 233H0V238H1ZM19 235V234H18ZM23 235V234H22ZM60 235V234H59ZM193 235H196V233H194ZM226 238H228V240L229 241H231V239H233L234 237H232L231 238V235H230V232H226ZM233 235V234H232ZM6 236H8V234L6 235ZM36 236V235H35ZM74 237H75V235H73ZM79 236V237H80ZM83 236V235H82ZM94 236V235H93ZM197 236V235H196ZM9 237H12V236H9ZM20 237H22V236H20ZM19 237V238H20ZM73 237V238H74ZM17 238V237H16ZM26 238H29V237H26L25 236V240H24V242H26ZM37 238V237H36ZM50 238V237H49ZM72 238V237H71ZM98 238H95V239H97L98 240ZM2 239V238H1ZM7 239V238H6ZM5 239V240H6ZM68 239V238H67ZM81 239V238H80ZM3 240V239H2ZM48 240V239H47ZM49 240H51V239H49ZM54 240V239H53ZM70 240L71 239H69V241L68 242H70ZM78 240V239H77ZM46 241V240H45ZM72 241V240H71ZM81 241V240H80ZM79 241V242H80ZM91 241H92V239H91ZM12 242V241H11ZM22 242V241H21ZM68 242H67V244H68ZM100 242H103V241H100ZM234 242V241H233ZM2 243V242H1ZM17 243H19V242H17ZM23 243V242H22ZM65 243V242H64ZM96 243V242H95ZM110 243V242H109ZM263 243H264V240H263ZM24 244V243H23ZM91 244V243H90ZM113 244V243H112ZM21 245V244H20ZM61 245V244H60ZM59 245V246H60ZM143 245V246H142ZM262 245H264V244H262ZM26 246H27V244H26ZM30 246H32V245H30ZM63 246H64V244H63ZM74 246H75V244H74ZM90 246V245H89ZM99 246H100V248L101 249H104L105 248V244H100L99 243ZM140 246H142L143 248H142V251H139V247ZM236 246V247H235ZM195 247L196 248H198V252H197V254L193 257V253H194V250H195ZM19 248V247H18ZM47 248V247H46ZM67 248V247H66ZM65 247H61V248H59V247H56V246H54V245H49L48 246V248H47V250H46V253H47V257H46V260H44V261H42L43 263L42 264H55L56 263V261L58 262V261H60L61 262V260L64 258V256L65 255H69V252L68 251H70V254H72L71 252V250H70V248H68L69 250H67ZM114 248V247H113ZM212 248V247H211ZM261 248V247H260ZM259 248V249H260ZM21 249H22V247H21ZM116 249V248H115ZM17 250V249H16ZM44 250V249H43ZM96 250H98V249H96ZM262 250H264V249H262ZM18 251V250H17ZM73 252H74V250H73ZM105 252V251H104ZM200 252L202 253V256H203V258H202V256H200L199 254H200ZM210 252V251H209ZM109 253V252H108ZM24 254H25V252H24ZM8 255H9V252H8ZM72 255H74V254H72ZM71 255V256H72ZM98 256V255H97ZM96 256V257H97ZM108 256H109V254H108ZM3 257V256H2ZM4 257H6V258H4V261L3 262H0V264H26V263H24V262H22V260H18V262H16L17 260L16 259H9V258H7V255L6 256H4ZM18 258V257H17ZM65 259V258H64ZM25 260H27V258H25ZM203 260V261H204ZM214 260H215V258H214ZM26 262H30V260L29 261H26ZM32 262H34V261H32ZM216 262H218V259H217V261ZM31 263V262H30ZM92 263V262H91ZM28 264V263H27ZM235 264V263H234Z\"/></svg>",
    "mask_w": 264,
    "mask_h": 264
},
{
    "label": "snow or ice",
    "instance_id": "obj_3",
    "mask_svg": "<svg viewBox=\"0 0 264 264\" xmlns=\"http://www.w3.org/2000/svg\"><path fill=\"white\" fill-rule=\"evenodd\" d=\"M80 5H77V7H79ZM86 6V5H85ZM58 7H62V5H58ZM69 37H71V33H69ZM61 43H65L64 40L61 41Z\"/></svg>",
    "mask_w": 264,
    "mask_h": 264
}]
</instances>
